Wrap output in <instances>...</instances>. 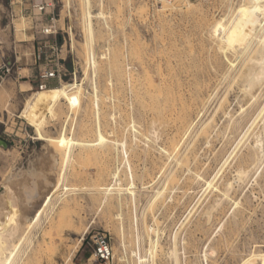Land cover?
<instances>
[{
  "label": "rangeland",
  "instance_id": "rangeland-1",
  "mask_svg": "<svg viewBox=\"0 0 264 264\" xmlns=\"http://www.w3.org/2000/svg\"><path fill=\"white\" fill-rule=\"evenodd\" d=\"M166 1L171 0H90L93 12L100 8L108 15L93 18L90 49L85 0H68L67 6L55 0L61 9L59 23L64 20L71 27L73 40L66 34L55 43L40 38L46 46L38 49L30 18L20 14L19 7L17 16L10 17L9 0H0V63L12 64L9 72L0 73V138L8 143L6 149L0 146V191L4 179L19 168L30 165L37 174L25 196L28 222L19 224L13 235L7 264H176V259L177 264H237L241 258L258 264L255 255L264 250V134L261 118L251 126L250 116L254 118V109L264 99V85L256 99L244 97L238 84L240 59L233 67L219 64L220 72L202 58L214 48L199 19L210 22L226 15L219 6L222 0H188V9L184 3L178 8L182 13ZM230 2L236 6L239 0ZM57 43L58 48L63 45L58 56L65 58L68 70L62 80L76 82L80 103L67 118L63 101L56 115L46 118L43 133L57 136L65 123L71 141L94 139L99 117L107 138L123 141L125 149L97 145L87 150L42 142L19 116L25 99L38 89L35 76L56 62ZM52 44L53 49L48 46ZM92 58L98 64L95 69ZM146 74L150 83L163 81L157 94L162 116ZM258 135L261 150L253 151L251 161L257 160L250 161L246 177L239 181L238 158L248 152L245 147L252 149ZM173 143L179 145L182 164L167 158ZM113 169L120 170L121 180L111 183L104 195ZM194 171L203 179L193 180ZM214 175L215 184L232 182L228 197L221 199L205 184ZM8 195L17 205L13 193ZM212 200L218 207L209 208ZM97 233L105 234L112 246L113 257L105 263L93 256L92 237Z\"/></svg>",
  "mask_w": 264,
  "mask_h": 264
},
{
  "label": "bare ground",
  "instance_id": "bare-ground-1",
  "mask_svg": "<svg viewBox=\"0 0 264 264\" xmlns=\"http://www.w3.org/2000/svg\"><path fill=\"white\" fill-rule=\"evenodd\" d=\"M64 1H65L64 2L65 5L67 6L69 4L68 0H64ZM217 1L219 2V0H217ZM224 1L222 0V2L220 4L217 2L216 3H217V5L219 4V6H222L225 9V11L227 12L226 15H224L223 17H220L219 19L212 18L214 20H212L210 22H209V20H208V22H206V20H205L206 17H205V19H203L204 17L199 19L200 21H202L201 26L203 28L202 30L204 32L205 38L210 42L209 43L210 46H212L214 48V52L212 53V55H209V52L207 51L206 53H204L205 56H203L202 58L205 59V62L206 61L209 62L208 64L206 63L208 65V67L212 66L216 71H220L218 69L219 64L223 63V66H225V67H233V66H235V61L237 59H240L239 65L237 66V73L239 72V83H238L239 88L242 91V93L244 94V97L248 96L249 99L254 100L257 98V97H255L256 93L259 92L261 87L264 85V0H239V2H237L238 4L236 6H233L231 4L230 0H227V1L224 0ZM166 3L169 4V6H170L169 8H173L176 10L178 8H180L181 5L183 6V3H184L185 9L187 8L186 6H189V4H190L188 0H173V1L171 0V1H166ZM85 5H86L85 6V16H86L85 18H86V23H87V34H88V39L90 42L89 46L91 49V47H92L91 45L93 43L92 41L94 40L93 39L94 38V30H93V26H92V20H93V18H97V19L100 17L103 18L105 13L100 8L98 9V11L93 12L90 9V0H85ZM219 6H218V8H219ZM222 7H220V8H222ZM191 8H192V6H191ZM193 8H194V6H193ZM178 11H179V9H178ZM181 11L182 10H180L179 12H181ZM184 13H185V11H184ZM105 15H107V13ZM202 15L203 14H201V16ZM198 16H197V18L200 17V16L199 17ZM164 20H163V22H164ZM2 34H4V33H1L0 35H2ZM3 36H5V35H3ZM71 36H72L71 39L73 40L72 33H71ZM152 57H153V55H152ZM91 63L93 65L94 69L98 66L97 61H95L93 58H92ZM157 63L159 64V62H157ZM158 64L156 66H158ZM108 65H110L109 62H108ZM110 66H111L110 67V69H111L112 65H110ZM145 69L146 68L143 69L144 72L146 71ZM160 74H161V78H162L163 73H160ZM160 74L158 73L157 76H159ZM148 75L149 74H146V77H148ZM128 77H129L128 81L131 85L132 79L130 78V75ZM136 79H138V76H137V78H135V80L133 82H135ZM148 79L147 80L149 82H147V80L145 81L149 84L148 86H150V88L148 90L150 91L151 94H153V97H156V99H157L156 112H157V114L162 116L161 114L164 113L163 107H162L163 104L161 105L160 101H158L159 96H157V94L161 90L159 85L162 84L163 81L162 82L160 81L161 82L160 84L155 83L158 85V86H155L154 82H152L153 84L150 83L151 80L149 77H148ZM162 79H164V77ZM162 79H158V80H162ZM147 83L146 84L144 83V85H147ZM76 87H77L76 82L68 83L67 81L61 80V83L59 86H53V87L50 86V87H47L45 89H37V90L32 91V93L28 95V97L24 101L23 108L21 109L19 116L26 121L27 125H29L30 127L33 128V131L35 134L34 138L36 140H39L42 142L43 141L44 142H47V141L56 142V143L60 144V146H62V145L64 146V145H68V144H76V145L82 146L83 148H86L87 150H89L90 148L97 146V145L102 146V147L108 146V147H112L113 149H119V148L125 149V143L123 141L119 142L117 139L107 138V136H106L107 134L104 133V131L102 129V124L99 120V117H97V123H96V127H95V138L94 139H80V140H75V141L73 139V141H71L65 135V133H66L65 132V130H66L65 123H63L61 131H60V133L58 132L59 135L57 134V136H47L43 133V131H42L43 126H44L43 124L46 121V118L47 117H54L56 115V111L58 110V107H60L59 105L63 101L66 103V106L68 108V111L66 114L67 118L70 117L73 109L79 105L80 96L77 93V90L75 89ZM142 89H144V88H142ZM95 91H96V89H95ZM95 97H96L95 106L97 108L96 114L98 115L99 114L98 96L95 95ZM153 103H155V102H153ZM242 105L244 106V104H242ZM249 108L250 107H248V109ZM254 110L255 111H253V112H254L255 116L253 115L254 118L250 116V118H252L253 120L250 123V121H251V119H250L249 123L251 126L254 125L253 123L256 122L257 118L260 117L261 121H262L260 123L261 124L263 123V126H260L262 128V129L260 128V130L262 132H260V131L259 132L264 134V99L260 103L257 104V107ZM112 115H114V114H112ZM245 118H246V116H245ZM258 120H260V119H258ZM257 128H258V126H257ZM249 129L251 130V127ZM256 130L258 131L259 129H256ZM109 133L111 134L110 131H109ZM256 133L259 134L258 132H256ZM256 133H254V134H256ZM210 134H211V131H208L206 133L205 137L209 138ZM243 136L245 137V134H243ZM262 140H264V139H262ZM244 141H246V139H244ZM244 144H245V142H244ZM260 144H261V139L259 138V135H258V136H255L254 143L252 144L253 145L252 149L245 147L246 149H249V150H247L248 151L247 153H246V151L244 153L242 152V151H244L243 149H245V148H243L242 151H240L244 155H242L241 157L238 158L239 161L235 167V177L237 178V180L240 181L243 178H245L246 177L245 174L248 173L247 170H248V168H250L251 162H252V164H253V162H256L257 157H254V158H256V160H254V161H251V159H252L254 153L256 152L255 151L256 149H259L258 153L260 152V150H261ZM246 145L248 146V144H246ZM253 151H255V152H253ZM166 155H167V158H169V159L171 158L176 163L182 164L181 155H179V145L177 143H173L167 149ZM256 155H257V153H256ZM51 156H53V155H51ZM195 156L193 155L192 157H190L191 162L195 161ZM235 156H236V154H235ZM185 168L187 169V171H190V169H188L187 166H185ZM12 173L13 174L8 175L4 179L2 190L0 191V264H7V262L9 261V259L11 257V249H10V243L11 242L10 241H11L13 235L15 234V232L17 231L19 224H21L22 222L23 223L28 222V219L26 218L25 213H24L26 211L25 206L27 204L25 196H26V194H28L31 191L33 179L35 178V176H37L34 169L31 168L30 165H29L28 169L24 170V169L19 168V170H17V171L15 170V172L13 171ZM108 174L110 177V182L106 185V188H104V195H108V193L106 192L107 187L111 183L116 184L119 180H121L120 177H122L120 175V170H117V169H113ZM191 177L193 178V180H195V179H198V180L201 179L202 180L203 179L202 174L199 173L198 171H194ZM214 178H215V175L212 179L204 180L205 184H207L209 187H212L213 192L215 191L217 193V195L220 196V198L221 197H224V198L228 197V192L232 187V182L229 179H227V180L223 181L220 185H218V184L213 183ZM41 179H43V178H41ZM36 180L38 181V177ZM36 180H34L35 183H36ZM44 182H46V181H44ZM99 182L101 183V181H99ZM42 184H44V183H42ZM40 185L41 184H39V187H41ZM97 185H98V183H97ZM102 185H100V186H102ZM186 185H187V183H186ZM100 186H98V187H100ZM212 188L210 190H212ZM35 189H37V188H35ZM232 189H233V187H232ZM9 192L13 193V196H14L15 200L17 201V205L14 203L13 199L11 197H9V195H8ZM209 192L211 193V191H209ZM118 194L120 195V192H118ZM34 196H36V195H34ZM106 197L107 196H103V198H105V199H106ZM216 198L218 199V197H216ZM224 198H221V199H224ZM229 198H232L231 195ZM218 200H220V199H218ZM216 202H214L212 200L213 204H210V206L208 205L209 208L210 209L215 208L213 206L215 205ZM219 203H221V202H219ZM219 203H218V205H219ZM240 203L238 204V206L240 205ZM236 205H237V203H236ZM242 205L244 206V204H242ZM215 206H217V205H215ZM27 208L29 209V207H27ZM239 210H240V208H239ZM209 212L207 211L206 214L209 215L208 214ZM116 215L119 219H121L122 214L120 212L117 213ZM203 216H204V214H203ZM207 217L210 218V216H207ZM208 218H206V219L208 220ZM84 233H85V231L82 232L78 236L77 241H76L75 246H74V250L77 249L78 245L80 244L81 240L83 239ZM122 236H124V235H122ZM151 243H152V240L150 239V244ZM122 244L124 246L123 241H122ZM72 252H73V250H72ZM149 252H150V254H153L151 247L149 248ZM132 253H134V251H132ZM175 253L176 252L173 251V254L175 256H177ZM255 253L256 252H253L252 256ZM93 256H94V254H93ZM255 256L258 259V264H264V250L263 249L258 250L257 255H255ZM139 259H140V257H139ZM67 260H70L69 256H67ZM176 264H177V259H176ZM237 264H250V263H248L247 258H241V259H239Z\"/></svg>",
  "mask_w": 264,
  "mask_h": 264
},
{
  "label": "built area",
  "instance_id": "built-area-1",
  "mask_svg": "<svg viewBox=\"0 0 264 264\" xmlns=\"http://www.w3.org/2000/svg\"><path fill=\"white\" fill-rule=\"evenodd\" d=\"M15 7L20 8V14L26 18H30L31 26L35 31L33 39L36 41L38 49L46 46L45 41L42 43L40 38H52L55 43L56 37L60 35L63 36L66 34L67 36H71V27L65 24L64 20L62 25L59 23L61 9L57 8L55 0H9L7 13L10 17L17 16ZM48 46L53 49V44ZM62 48L63 45L58 48L57 43L56 62L52 63L51 68L43 69L35 76L38 89L49 87L48 82L50 80L55 79L60 82V80L68 75L65 58L58 56L62 52ZM11 69L12 64L10 62L2 61L0 63V73L3 70L9 72ZM92 242L93 254L96 260L105 263L112 259V246L105 234H95L92 237Z\"/></svg>",
  "mask_w": 264,
  "mask_h": 264
},
{
  "label": "water",
  "instance_id": "water-1",
  "mask_svg": "<svg viewBox=\"0 0 264 264\" xmlns=\"http://www.w3.org/2000/svg\"><path fill=\"white\" fill-rule=\"evenodd\" d=\"M0 146L6 149L8 148V143L5 140L0 138Z\"/></svg>",
  "mask_w": 264,
  "mask_h": 264
},
{
  "label": "crops",
  "instance_id": "crops-1",
  "mask_svg": "<svg viewBox=\"0 0 264 264\" xmlns=\"http://www.w3.org/2000/svg\"><path fill=\"white\" fill-rule=\"evenodd\" d=\"M59 84V82L57 81V80H55V79H53V80H50L49 82H48V86L50 87H52L54 84Z\"/></svg>",
  "mask_w": 264,
  "mask_h": 264
}]
</instances>
